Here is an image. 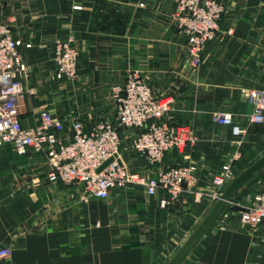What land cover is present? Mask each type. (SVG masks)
Segmentation results:
<instances>
[{"label": "crops", "instance_id": "obj_1", "mask_svg": "<svg viewBox=\"0 0 264 264\" xmlns=\"http://www.w3.org/2000/svg\"><path fill=\"white\" fill-rule=\"evenodd\" d=\"M221 1L219 31L190 69L174 0H0V22L21 43L22 64L14 74L25 90L21 127L36 126L46 111L64 122L66 133L74 120L88 132L114 118L111 87L123 86L138 70L153 94L169 102L164 118L188 127L194 141L150 168L131 147L135 131L121 129L120 161L149 175L192 165L202 190L211 188L224 164L234 179L264 150V124L249 122L247 101L248 90L264 91V0ZM68 36L79 53L73 82L57 80L52 61L54 43ZM215 113L230 114L242 136L214 123ZM47 171L43 155L0 147V248L11 250L0 264H168L212 206L185 194L161 208L163 193L148 196L135 186L112 189L107 199L84 197L79 185L48 182ZM263 188L264 170L181 264H264V225L239 219L242 206Z\"/></svg>", "mask_w": 264, "mask_h": 264}, {"label": "built area", "instance_id": "obj_2", "mask_svg": "<svg viewBox=\"0 0 264 264\" xmlns=\"http://www.w3.org/2000/svg\"><path fill=\"white\" fill-rule=\"evenodd\" d=\"M174 3L173 19L185 37L186 65L196 69L206 45L219 31L225 7L221 0H174ZM231 32L229 29L226 34ZM20 44L10 26L0 22V147L9 144L19 156L28 151L43 155L48 182L79 185L84 197L96 199H107L112 189L135 186L148 196L163 193L159 206L165 208L184 199L185 194H191L194 202L213 204L233 179L230 164H224L212 178L211 188L202 190L196 188L192 165L159 169L149 175L129 170L120 161L121 129L135 131L131 147L150 168L159 167L167 153L182 152L194 141L188 127L164 118L170 109L169 102L163 103L153 94L138 70L127 74L123 86L111 87L110 97L115 105L112 120L100 121L88 132L84 131L82 122L74 120L66 133L63 121L41 111L39 124L22 128L19 116L24 107L25 90L14 76L22 64ZM78 54L71 36L54 43L52 61L57 80L77 79ZM247 101L252 106L249 122L264 124V91L248 90ZM211 120L230 127L236 139L244 133L228 113H215ZM239 219L243 225L253 228L264 225V188L242 206ZM10 255V248H0V259Z\"/></svg>", "mask_w": 264, "mask_h": 264}, {"label": "water", "instance_id": "obj_3", "mask_svg": "<svg viewBox=\"0 0 264 264\" xmlns=\"http://www.w3.org/2000/svg\"><path fill=\"white\" fill-rule=\"evenodd\" d=\"M108 162H106L103 166H105ZM263 169L264 155L253 162L250 166L240 171L239 174L226 185L219 198L212 204L209 211L191 235L184 240L179 250L168 262V264H181L205 233L210 229V227L218 220L223 211L230 208L233 198L240 191V189L244 187L255 174L259 173Z\"/></svg>", "mask_w": 264, "mask_h": 264}, {"label": "rangeland", "instance_id": "obj_4", "mask_svg": "<svg viewBox=\"0 0 264 264\" xmlns=\"http://www.w3.org/2000/svg\"><path fill=\"white\" fill-rule=\"evenodd\" d=\"M262 155H264V150H263V152L261 153L260 157H261ZM260 157H257V159H259ZM263 170H264V169H263ZM263 170H261L260 172H262ZM256 193H257V192H256Z\"/></svg>", "mask_w": 264, "mask_h": 264}, {"label": "trees", "instance_id": "obj_5", "mask_svg": "<svg viewBox=\"0 0 264 264\" xmlns=\"http://www.w3.org/2000/svg\"><path fill=\"white\" fill-rule=\"evenodd\" d=\"M259 173H260V172H259ZM259 173H257V174H259ZM257 174H255V175H257ZM255 175H254V176H255ZM254 176H253V177H254ZM260 191H261V190H260ZM260 191H259V192H260Z\"/></svg>", "mask_w": 264, "mask_h": 264}]
</instances>
